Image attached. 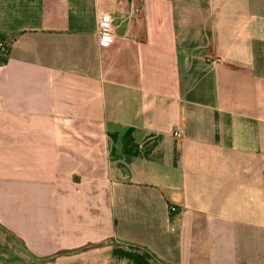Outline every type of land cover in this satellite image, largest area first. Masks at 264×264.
I'll return each instance as SVG.
<instances>
[{
	"label": "crops",
	"instance_id": "crops-1",
	"mask_svg": "<svg viewBox=\"0 0 264 264\" xmlns=\"http://www.w3.org/2000/svg\"><path fill=\"white\" fill-rule=\"evenodd\" d=\"M0 40V264H264V0H0Z\"/></svg>",
	"mask_w": 264,
	"mask_h": 264
},
{
	"label": "built area",
	"instance_id": "built-area-1",
	"mask_svg": "<svg viewBox=\"0 0 264 264\" xmlns=\"http://www.w3.org/2000/svg\"><path fill=\"white\" fill-rule=\"evenodd\" d=\"M110 27H111V17L109 15L104 14L101 17V20H100V28H101V32H102V36H101L102 40H106L108 42L112 41L113 38L110 35ZM0 50H3V51L6 50V45L1 40H0Z\"/></svg>",
	"mask_w": 264,
	"mask_h": 264
},
{
	"label": "trees",
	"instance_id": "trees-1",
	"mask_svg": "<svg viewBox=\"0 0 264 264\" xmlns=\"http://www.w3.org/2000/svg\"><path fill=\"white\" fill-rule=\"evenodd\" d=\"M5 61V50H0V63Z\"/></svg>",
	"mask_w": 264,
	"mask_h": 264
}]
</instances>
